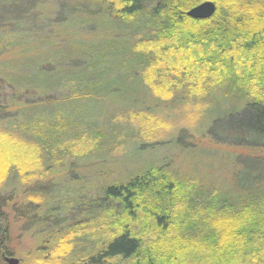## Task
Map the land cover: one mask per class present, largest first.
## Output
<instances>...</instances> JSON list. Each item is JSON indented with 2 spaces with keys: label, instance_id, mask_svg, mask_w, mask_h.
Segmentation results:
<instances>
[{
  "label": "trees",
  "instance_id": "obj_1",
  "mask_svg": "<svg viewBox=\"0 0 264 264\" xmlns=\"http://www.w3.org/2000/svg\"><path fill=\"white\" fill-rule=\"evenodd\" d=\"M202 1L76 0L67 24L82 14L80 26L96 15L116 25L104 46H82L60 26L67 51L42 53L49 69L37 66L35 75L48 73L37 84L0 62V145L24 158L0 181V259L10 209L42 264L53 255L61 264H264V161L232 173L235 193L166 161L112 171L113 143L126 142L117 151L128 159L141 146L129 147L141 138L131 122L146 133L158 109L192 100L200 136L264 150V0H213L210 17L190 16ZM117 103L134 107L117 122L123 132L97 128V114Z\"/></svg>",
  "mask_w": 264,
  "mask_h": 264
},
{
  "label": "rangeland",
  "instance_id": "obj_2",
  "mask_svg": "<svg viewBox=\"0 0 264 264\" xmlns=\"http://www.w3.org/2000/svg\"><path fill=\"white\" fill-rule=\"evenodd\" d=\"M64 1L68 2L65 8L60 5ZM75 1L76 0H0V62H4L5 64L1 67L2 70L12 71L16 77L26 80L24 82L28 84L30 83L29 80H32L33 84H37L36 78H47L46 74L48 73L35 75L34 72L37 66L45 60L43 59L44 55H42V53L49 54L53 49H56L59 50L58 52H61L60 55H63L67 51L64 43L61 47L63 40L57 37L60 26L65 30L71 31V34L74 36L72 40H74V42L78 40L82 46H89L91 44L99 46L98 44L100 42L102 46H104L103 42L105 41L106 35L103 33L115 31L114 26L116 27V25L109 22L104 16L96 15L90 19V24H86L89 27L80 26L82 24L81 22L88 20L86 16L82 14H80L79 18L75 19L74 23L67 24L70 18L76 15L74 13L72 14L69 9L70 4ZM209 1L215 4L213 0ZM62 21L66 23L63 25L61 23ZM91 27L95 28L96 33ZM10 40L14 41V45L10 46ZM115 44L123 46L119 43ZM44 66L46 65H40V67ZM47 69H49V67H47ZM161 94H163V92H161ZM112 100L118 102L116 97H113ZM119 104L127 106V103H121L120 101ZM119 104L108 105V108L102 111L100 110L103 114L106 113L101 116L97 114V119L95 120V122L97 121V128L106 131L107 128L112 130L114 128L116 132H123V128L117 125V122L124 116H128V113L132 110L131 108L134 107H122L117 111L118 107L116 105ZM17 109L18 107L15 105L9 107L7 110L14 111ZM164 109L157 110V120L159 124L155 125L153 129H149L150 131L146 133L143 132L144 130L138 129L141 126L137 125V123L131 122L130 125L137 128L141 137L140 139L137 136L134 138L132 137L129 142V147L131 146L130 144H133L132 140L141 145L132 159L126 158V155L118 153L117 151L118 146L125 145V141H122L121 144L116 142L113 143L115 150L112 154L116 156V160L114 161L115 164L112 171L116 170L122 174L134 172L137 167L166 161V163L172 164V166L182 174L193 173L197 178L210 183L212 186L214 184L218 188L226 187V189H230L235 193V187L231 182L232 178H234V175L231 177L232 173H234V171H236V173L250 172L251 170L249 171L245 164L258 166L259 162L261 163V161H264V150L254 147L236 146L229 142L217 143L193 131V128L199 123L197 118L198 109L195 100L188 101L184 106L171 108L168 114H166L167 111ZM178 130L183 134V137H181L182 139L178 141L179 145L172 139V135ZM184 143L186 144L185 147L188 148L189 146V148L194 149L182 148ZM1 145L0 181L3 180L6 167H9V165L12 164L11 162L14 160L16 162H24L22 155L18 156L14 153H9L11 150H8V152L4 154ZM27 164L31 165V163ZM89 177L88 175V178ZM63 180L64 178L62 181ZM7 213L9 216V234L5 246L6 250L9 251L8 256L18 258L19 264H42L38 263V261H40L39 253H34L33 247L31 248L32 239L29 233L23 229V220L19 217H15L10 209H7ZM56 250L57 249L54 251ZM59 250L61 252L67 250V248L63 245ZM57 256L53 255L52 258H47L45 263L61 264V262H59L60 260L54 258ZM0 264L7 263L0 259Z\"/></svg>",
  "mask_w": 264,
  "mask_h": 264
},
{
  "label": "water",
  "instance_id": "obj_3",
  "mask_svg": "<svg viewBox=\"0 0 264 264\" xmlns=\"http://www.w3.org/2000/svg\"><path fill=\"white\" fill-rule=\"evenodd\" d=\"M215 4L212 1H203L188 10V14L195 18H208L215 12ZM7 264H19V259L14 256H4Z\"/></svg>",
  "mask_w": 264,
  "mask_h": 264
}]
</instances>
